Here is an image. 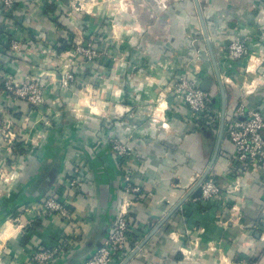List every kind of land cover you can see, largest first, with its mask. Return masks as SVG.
Instances as JSON below:
<instances>
[{"label":"crops","instance_id":"0c3cea01","mask_svg":"<svg viewBox=\"0 0 264 264\" xmlns=\"http://www.w3.org/2000/svg\"><path fill=\"white\" fill-rule=\"evenodd\" d=\"M51 1L15 0L9 14L0 11V264H30L33 250L55 244L61 235L71 243L53 264H82L115 220L127 171L142 196L128 205L138 250L125 264H264V168L238 173L224 131L209 166L219 120L216 126L193 121L170 88L181 74L199 85L210 79L206 90L220 113L195 0H126L130 9H122L118 23L124 37L117 57L103 62L102 86L92 98L79 83H58L68 25L54 21L57 10L46 9ZM198 2L226 89L225 118L239 103L264 115V0ZM104 21L110 32V19ZM235 32L251 49L242 59L227 52ZM11 38L23 51H11ZM6 74L19 80L36 76L47 85L39 113L8 98ZM47 119L49 124L41 121ZM7 127L24 135L27 149L8 148ZM112 137L131 147L133 156L120 158ZM75 166L83 182L82 189L67 193L73 220L41 216V200ZM208 167L205 179L231 190L228 206L201 199L196 184Z\"/></svg>","mask_w":264,"mask_h":264},{"label":"built area","instance_id":"2783aa9c","mask_svg":"<svg viewBox=\"0 0 264 264\" xmlns=\"http://www.w3.org/2000/svg\"><path fill=\"white\" fill-rule=\"evenodd\" d=\"M14 4L15 0H0V11L9 14ZM10 49L13 52L20 53L23 51V45L18 39L11 38ZM227 50L228 55L233 59H242L251 54L248 40L237 32L231 35ZM226 79L232 81L230 78L226 77ZM71 80L72 76L65 74L58 78V83L68 85ZM2 83L9 99L26 103L31 107L30 110L34 114L39 113L46 102L47 85L39 77L30 76L24 80H19L10 74H6L2 79ZM170 88L173 97L187 105L190 118L193 121L209 126L218 124L220 113L212 104L211 93L202 89L196 81L186 74H181ZM41 121L47 124V120ZM6 129L4 136L7 146L12 152H19L18 148L27 149L26 143H29V141L24 139V135L19 138L14 132L10 131L9 127ZM224 132L233 144L232 163L233 168L238 173H247L251 169L264 168V115L258 108L248 107L243 103L237 104L233 114L225 118ZM30 139L32 140V137ZM18 142L22 143L19 145ZM110 142L113 150L120 158L133 156L131 147L122 141L112 137ZM82 172L80 166L73 167L69 175L55 187V190L48 192L40 202L41 216L55 215L69 223L73 220L67 193L74 189H82ZM200 186L203 201L212 203L217 199L224 206L230 204L228 193H231V190L226 189L219 182H215L213 179H205ZM120 191L121 203L115 220L102 243L82 264H122L136 248L135 225L128 211V205L132 203V200L142 195L140 185L133 180L128 171L122 178ZM231 208L234 209V207ZM66 236L61 235L55 244L51 246L33 250L30 264H53L56 262L71 243V240ZM261 238L264 240V228ZM243 264L260 263L250 261Z\"/></svg>","mask_w":264,"mask_h":264},{"label":"rangeland","instance_id":"374dc122","mask_svg":"<svg viewBox=\"0 0 264 264\" xmlns=\"http://www.w3.org/2000/svg\"><path fill=\"white\" fill-rule=\"evenodd\" d=\"M56 2L54 0L49 2L50 6L55 7L54 11L57 10V19L54 21L59 27L61 25L60 28L68 25L64 26L65 31L61 36L60 45H64L59 51L62 68L57 76L58 78L65 74L72 76L68 85L60 84V86L70 88L79 83L85 94L92 98L94 92L102 86L99 82L103 76V62L117 57L116 48L121 37H124V31L118 26L119 15L122 9H130L129 4L126 0H57ZM103 13L104 16L107 15L105 18L100 16ZM108 15L111 18H107ZM78 18L82 21L79 24H72L76 23ZM108 19L111 24L110 32L107 25H104V20ZM104 26L105 31H103ZM87 77H89L88 81H86ZM49 122L47 119L48 124Z\"/></svg>","mask_w":264,"mask_h":264},{"label":"water","instance_id":"95a60500","mask_svg":"<svg viewBox=\"0 0 264 264\" xmlns=\"http://www.w3.org/2000/svg\"><path fill=\"white\" fill-rule=\"evenodd\" d=\"M195 2H196L198 14L200 16L202 30H203L204 36L206 38L208 51L210 53V57H211V60H212L214 73H215V78H216V81H217V84H218V87H219V90H220V94H221V110H220V119H219L218 139H217V142H216V147H215L213 158H212V160H211V162L209 164V166H211L213 161H214V159H215V157H216V155H217V152H218V149H219V145H220V140H221V137H222V134H223V131H224V121H225V112H226V89H225V86H224V83H223V80H222V77H221V74H220V70H219L217 62H216L214 51H213L212 46H211L210 41H209V36H208L207 31H206V26H205L204 19H203L202 14H201L199 2H198V0H195ZM209 80L210 79H206L204 81V83L202 85H200V87L202 89H204V90L208 89ZM208 171H209V167L205 170L204 174L202 175V177L198 180V182L196 184L198 193H201L200 184L205 179ZM137 250H138V248L133 250L122 264H125L130 259V257H132L134 253H136Z\"/></svg>","mask_w":264,"mask_h":264},{"label":"trees","instance_id":"16d2710c","mask_svg":"<svg viewBox=\"0 0 264 264\" xmlns=\"http://www.w3.org/2000/svg\"><path fill=\"white\" fill-rule=\"evenodd\" d=\"M46 9H47V11H50V12H53L54 11V9H55V7H53L52 5L51 6H47L46 7ZM60 43H62V40H61V42ZM64 46V45H63ZM63 46H61L60 47V49H62L63 48ZM28 107H29V105H28ZM29 109H31V107H29ZM18 144L20 145L21 143L20 142H18ZM22 150V148H18V151H21Z\"/></svg>","mask_w":264,"mask_h":264}]
</instances>
